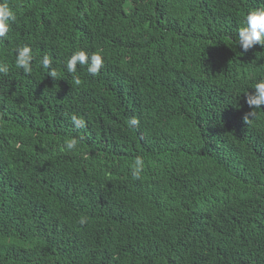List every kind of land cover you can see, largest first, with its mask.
Returning a JSON list of instances; mask_svg holds the SVG:
<instances>
[{
    "label": "trees",
    "instance_id": "trees-1",
    "mask_svg": "<svg viewBox=\"0 0 264 264\" xmlns=\"http://www.w3.org/2000/svg\"><path fill=\"white\" fill-rule=\"evenodd\" d=\"M7 2L0 264H264V105L244 121L264 47L236 45L264 0ZM79 50L98 74L66 71Z\"/></svg>",
    "mask_w": 264,
    "mask_h": 264
},
{
    "label": "clouds",
    "instance_id": "clouds-1",
    "mask_svg": "<svg viewBox=\"0 0 264 264\" xmlns=\"http://www.w3.org/2000/svg\"><path fill=\"white\" fill-rule=\"evenodd\" d=\"M16 20V15L9 7L7 0H3L0 3V39L7 37L12 23ZM236 45L241 47L244 52L259 45L264 47V7L250 8L244 15L243 26H241L237 33ZM33 52L28 45L18 47L15 55V67L22 69L24 73L30 74L33 71ZM103 57L99 54H93L91 56L84 50L74 52L70 58L65 62L66 71L70 74H75L77 71V65L87 66V71L91 75L99 73L103 66ZM40 65L48 69L47 75L53 78H57V71L51 66L52 60L49 56L45 55L39 61ZM9 72V66L7 63L0 62V74H7ZM76 85L81 83L79 78H75ZM255 91L253 93H246V103L251 109L245 117V123H249V117L256 115V110H260L261 105H264V78L259 79L254 85ZM75 128L80 129L86 126L83 118H78L76 115L71 117ZM138 121L132 119L129 121V125H136ZM78 139L73 137L65 141V147L67 150H74L78 146ZM19 147V145H17ZM144 167V160L141 157H137L134 161L132 168V178L139 179ZM81 225L87 223V218L82 217L79 221Z\"/></svg>",
    "mask_w": 264,
    "mask_h": 264
}]
</instances>
